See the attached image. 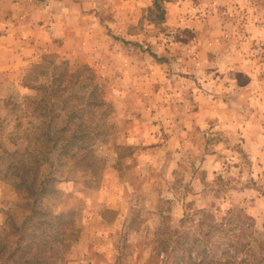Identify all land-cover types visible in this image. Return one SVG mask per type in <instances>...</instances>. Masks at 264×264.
<instances>
[{"label":"rangeland","instance_id":"374dc122","mask_svg":"<svg viewBox=\"0 0 264 264\" xmlns=\"http://www.w3.org/2000/svg\"><path fill=\"white\" fill-rule=\"evenodd\" d=\"M60 2L0 0V264H264V0Z\"/></svg>","mask_w":264,"mask_h":264},{"label":"trees","instance_id":"16d2710c","mask_svg":"<svg viewBox=\"0 0 264 264\" xmlns=\"http://www.w3.org/2000/svg\"><path fill=\"white\" fill-rule=\"evenodd\" d=\"M170 250H171V248H170ZM157 252H158V256H159L160 251H157ZM167 252L169 254L171 253L169 251H167ZM37 258H38V256H37ZM204 263L205 264H250L249 261H248V258H246V257L243 258L240 262H237V260L236 261L229 260V261L222 262L221 259L211 260V261H208V262H206L205 259H201L200 261L197 262V264H204Z\"/></svg>","mask_w":264,"mask_h":264},{"label":"crops","instance_id":"0c3cea01","mask_svg":"<svg viewBox=\"0 0 264 264\" xmlns=\"http://www.w3.org/2000/svg\"><path fill=\"white\" fill-rule=\"evenodd\" d=\"M56 1H57V2L59 1V4H62V3L60 2V0H56ZM67 1H68V0H63V4L66 3ZM67 3H68V2H67ZM43 11H44V13H43L44 16H46V15H47V16L56 15V14H54L55 12H54L53 10H51V9H50V10H49V9H47V10L44 9ZM26 14H27V17H29V16L32 15V12H27ZM32 17H33V16H32ZM32 17L26 18L27 22H29V19L32 18ZM27 22H26V25H27L28 27L23 28V29H29V30H31V28H30L31 25H30V24H32V23H27ZM33 25H34V24H33Z\"/></svg>","mask_w":264,"mask_h":264}]
</instances>
